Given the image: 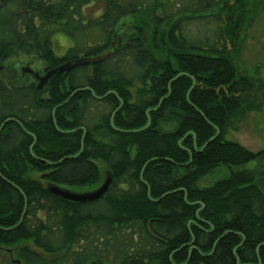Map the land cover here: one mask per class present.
Listing matches in <instances>:
<instances>
[{
  "label": "trees",
  "instance_id": "16d2710c",
  "mask_svg": "<svg viewBox=\"0 0 264 264\" xmlns=\"http://www.w3.org/2000/svg\"><path fill=\"white\" fill-rule=\"evenodd\" d=\"M153 1L0 0V66L20 52L50 68L103 56L53 76L44 94L0 72V246H19L21 264H264V148L227 138L261 109L263 87L225 56L220 0H168L161 17ZM93 2L102 15L86 19ZM129 16L149 18L148 42L137 27L113 48ZM208 20L213 43L188 31ZM56 33L73 39L64 57ZM162 39L170 55L159 58ZM104 170L112 181L97 200L49 190H94Z\"/></svg>",
  "mask_w": 264,
  "mask_h": 264
},
{
  "label": "rangeland",
  "instance_id": "374dc122",
  "mask_svg": "<svg viewBox=\"0 0 264 264\" xmlns=\"http://www.w3.org/2000/svg\"><path fill=\"white\" fill-rule=\"evenodd\" d=\"M125 1V0H123ZM96 2V1H95ZM88 5L84 9V16L86 19H97L101 14L103 7L100 2ZM165 0H154L153 13L163 15L161 13ZM222 16L223 30L227 35V57L232 58L233 61L239 66V69L244 70L248 76L257 81L259 87H263L264 90V0H223L219 9ZM124 24H121L125 28L124 31L118 34V37L114 35L115 44L120 40L123 32H129L132 34L136 32L137 27L143 28V36L148 42V17H125ZM121 22V21H120ZM131 23V24H129ZM129 24L128 26H126ZM133 29L131 30V27ZM200 31H197V30ZM216 25L213 21L208 20L207 23H192L188 24V31L193 33V36L197 34L199 36L212 37L211 43L214 42ZM137 31L135 34H138ZM99 34L94 36L91 33V39H98ZM223 44V42L221 41ZM52 50L56 56H62L67 54V48L71 47L73 43L72 37H68L63 33H56L52 37ZM229 52H231L229 57ZM157 55V54H156ZM170 55L168 46L161 42V48L158 51V57L164 58ZM3 64L6 68L3 72V77L12 84H18V82H27L30 80L23 73L21 68L30 67L34 70L42 72L43 62L39 59L38 55L33 53L26 55L23 53H17L16 55L6 59ZM20 71V72H19ZM32 79V78H31ZM262 94V92H260ZM259 98V96H257ZM227 138L236 140L248 149L257 152L264 148V103L261 109L248 112L243 118H236L229 125L227 130ZM103 163H101V166ZM253 166V165H251ZM228 174L226 168H220L214 174L208 175L203 178L199 184L206 185L211 184L218 178H222ZM106 179V173L103 172V181ZM80 193L84 190L78 189ZM14 247L0 246V264H21L16 259ZM85 264H90L87 262Z\"/></svg>",
  "mask_w": 264,
  "mask_h": 264
},
{
  "label": "water",
  "instance_id": "95a60500",
  "mask_svg": "<svg viewBox=\"0 0 264 264\" xmlns=\"http://www.w3.org/2000/svg\"><path fill=\"white\" fill-rule=\"evenodd\" d=\"M103 57L99 58H91V57H79L73 61H68L66 63H63L59 65L56 68H53L49 70L45 76L40 77L38 73H34L29 68L23 69L25 72L32 73L36 79L39 80V84L37 85V90H42L45 84L49 81L51 77H53L56 74L70 72L71 70L81 67V66H87L91 64H95L99 62ZM0 70H2V67H0ZM112 179L110 177H107L103 184L99 186L98 188L91 190V191H85L83 193L75 192V191H69L65 189H61L57 186H51L49 190L58 196H61L62 198H65L69 201L74 202H90L97 200L101 198L108 190Z\"/></svg>",
  "mask_w": 264,
  "mask_h": 264
},
{
  "label": "flooded vegetation",
  "instance_id": "af4514ba",
  "mask_svg": "<svg viewBox=\"0 0 264 264\" xmlns=\"http://www.w3.org/2000/svg\"><path fill=\"white\" fill-rule=\"evenodd\" d=\"M9 1H11V0H4V4H7ZM13 1V0H12ZM49 67L50 66H48V65H43V69H42V72H43V75L47 72V70L49 69ZM22 83L21 84H23V86H26V85H29V82H25V80L24 81H21Z\"/></svg>",
  "mask_w": 264,
  "mask_h": 264
}]
</instances>
